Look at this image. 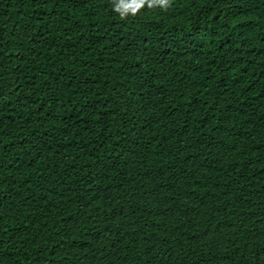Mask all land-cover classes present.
Returning a JSON list of instances; mask_svg holds the SVG:
<instances>
[{"label":"trees","instance_id":"trees-1","mask_svg":"<svg viewBox=\"0 0 264 264\" xmlns=\"http://www.w3.org/2000/svg\"><path fill=\"white\" fill-rule=\"evenodd\" d=\"M0 0V264H264V0Z\"/></svg>","mask_w":264,"mask_h":264},{"label":"snow or ice","instance_id":"snow-or-ice-1","mask_svg":"<svg viewBox=\"0 0 264 264\" xmlns=\"http://www.w3.org/2000/svg\"><path fill=\"white\" fill-rule=\"evenodd\" d=\"M143 2L144 0H123V7L125 11L129 9L135 11Z\"/></svg>","mask_w":264,"mask_h":264},{"label":"clouds","instance_id":"clouds-1","mask_svg":"<svg viewBox=\"0 0 264 264\" xmlns=\"http://www.w3.org/2000/svg\"><path fill=\"white\" fill-rule=\"evenodd\" d=\"M119 10H120L121 12L125 11V10H124V7H123V2L121 3V7H120Z\"/></svg>","mask_w":264,"mask_h":264}]
</instances>
